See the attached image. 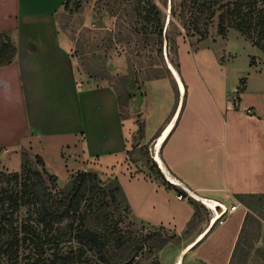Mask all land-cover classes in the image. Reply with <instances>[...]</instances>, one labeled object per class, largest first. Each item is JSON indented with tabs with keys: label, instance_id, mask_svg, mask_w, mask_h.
I'll return each instance as SVG.
<instances>
[{
	"label": "crops",
	"instance_id": "1",
	"mask_svg": "<svg viewBox=\"0 0 264 264\" xmlns=\"http://www.w3.org/2000/svg\"><path fill=\"white\" fill-rule=\"evenodd\" d=\"M64 1L0 0V32L9 33L16 46L14 60L0 66V153L17 155L27 149L56 177L58 168L69 176L94 163L113 172L125 158L127 131L114 91L93 85L77 72L71 45L57 20ZM249 85L247 79L235 110L251 109L245 112L248 125H230L225 132L209 122L204 134L198 122L190 121L191 125L187 116H179L158 154L167 174L158 169L168 187L135 176L144 180L142 194L148 192L149 197L171 189L176 199L183 195L185 199L178 200L188 204L189 197L197 196L228 208L238 206L220 226L209 227L208 222L195 233L191 242L209 227L189 250L199 254L201 264H246L250 257L249 240L242 241L247 219L242 209L248 211L254 202L264 204V91L245 101ZM150 211L148 219L137 221L180 229L193 213L191 208L177 225L174 218L163 221ZM240 241L245 246L240 247Z\"/></svg>",
	"mask_w": 264,
	"mask_h": 264
},
{
	"label": "rangeland",
	"instance_id": "2",
	"mask_svg": "<svg viewBox=\"0 0 264 264\" xmlns=\"http://www.w3.org/2000/svg\"><path fill=\"white\" fill-rule=\"evenodd\" d=\"M73 1L80 4L79 10L73 11L72 2L68 8L62 7L57 20L73 53L77 42L80 43L82 54L75 56L77 72L88 78L93 85H107L116 96L118 93L119 96L126 97L128 94L129 97L127 105L121 110V119L127 131V150L120 168L112 172L103 167L98 169L94 163L95 165L85 167V171L95 172L102 181L117 178L130 207L129 211L122 212L124 219L120 227L124 232L136 237L155 233L166 241L158 249L149 250L145 247L138 256L139 263L149 264L157 258L160 264H174L180 251L191 242L200 227L210 222L214 213L202 201L189 197L195 202L194 206L198 211V216L192 219L189 226L188 222L193 213L182 229L139 222V217L148 219L152 210L161 220L174 218V223L180 225L191 208L194 212V206L189 205L187 200L176 199L177 192H171V189L163 190L162 195L150 197V193L143 192L146 194L143 197V179L135 176L162 182V179L157 177L156 169L150 170L151 164L155 163L153 154L157 138L154 136L162 131L176 108L177 119L179 116H187L184 118L187 122H198L199 130L204 134L209 122L218 125L221 131L225 132L230 125H248L251 120L245 112L250 114L251 109L247 108L245 112L235 110L240 107L247 79L250 85L245 101H252V95L264 91V53L234 29H228L226 37H220L217 34L215 17L205 25L208 30L205 39L201 40L199 35L187 34L181 18L187 13L186 19H189L191 13L198 12L192 5L188 7V12L181 11V0H153L163 12L164 29L170 38L168 42L163 41L161 54L158 53V46L153 44L154 41L145 44L132 36L131 30L135 27L136 20L133 6L137 0ZM205 17L208 19V13H205L202 21ZM102 61H105L103 78H89L87 67L94 69L95 64ZM168 65L178 72L185 87L186 92L181 96ZM152 67L166 75L148 80L146 74ZM24 153L29 156L31 165L41 170L35 155L22 148L17 151V155L15 152L0 153V174L18 172ZM227 155L225 152V156ZM48 165L51 166V163ZM56 171L57 188L64 187L70 176L75 173L68 176L60 168ZM139 193L143 198L141 201L137 195ZM150 201L153 203L152 207L148 206ZM124 205L126 203H121L122 209ZM249 206L248 211L242 209L247 214L242 241L247 238L250 246V257L246 264H264V204L254 202ZM216 211L219 212V208H216ZM26 215V209H22L19 216L24 218ZM225 216H221L214 225L220 226L225 221ZM150 244L156 247L158 242ZM70 245H74V242L65 238L59 246L62 250H67ZM243 245L240 241V247ZM88 257L90 264H100L92 254ZM198 258V253L189 251L182 256V264H201Z\"/></svg>",
	"mask_w": 264,
	"mask_h": 264
},
{
	"label": "trees",
	"instance_id": "3",
	"mask_svg": "<svg viewBox=\"0 0 264 264\" xmlns=\"http://www.w3.org/2000/svg\"><path fill=\"white\" fill-rule=\"evenodd\" d=\"M72 2L73 11H78L80 4L73 0H65L63 7L68 8ZM191 5L198 13H191L189 19L186 13L181 18L187 34L205 39L208 35L205 25L215 17L220 37H226L228 29H234L264 53V0H181L179 3L181 11L186 12ZM133 11L136 20L132 36L145 44L154 41L161 54L163 41L170 40L164 29L162 10L153 0H137ZM205 13L208 19L205 17L202 21ZM76 47L72 51L74 58L82 54L80 43ZM15 55L16 46L10 34L0 32V66L10 64ZM104 63L95 64L94 69L87 67L88 77L103 78ZM160 72L150 68L147 79L166 75ZM127 97L128 94L123 97L117 93L120 116ZM35 160L41 170L34 168L24 153L18 172L0 174V264H90L89 254L100 264H140L138 256L145 247L153 250L166 243L159 234L136 237L120 227L124 219L122 212L129 211L130 207L117 178L102 181L95 172L77 171L64 187L57 188L56 175L45 170L40 156L35 155ZM154 168L157 177L168 187L153 162L150 170ZM189 200L194 206L195 202ZM121 203H126L123 209ZM22 209L27 211L24 218L19 216ZM197 216L194 206L188 226ZM65 238L74 245L62 250L59 245ZM154 241L158 242L156 247L150 244ZM149 264L160 262L155 258Z\"/></svg>",
	"mask_w": 264,
	"mask_h": 264
},
{
	"label": "bare ground",
	"instance_id": "4",
	"mask_svg": "<svg viewBox=\"0 0 264 264\" xmlns=\"http://www.w3.org/2000/svg\"><path fill=\"white\" fill-rule=\"evenodd\" d=\"M168 66L170 67V69H169L170 73H171L172 77L174 78V81L177 84L179 94L183 95L185 93V89H184V85H183V83H182V81L178 75V72H176V70L171 65H168ZM177 113H178V110L173 113L172 118L169 120V122L166 124V126L163 128V130L160 132L159 136L157 137V139L155 141V151L153 154V159H154L155 163L157 164V166L159 167V169H161L165 174H167V173H166V171L163 167L162 161L158 155V150L160 149L163 142L167 138L168 134L170 133V131L174 127L175 119H177L176 117L178 116ZM193 197L195 199L202 201V203L208 209H210L212 212L215 210L214 214L212 216V219L210 221L209 227L213 226L218 219V216H216V215H218V212H216V207L220 206L221 204H219L218 202H215V201H211V200L200 199V198H197V196H193ZM209 227L206 229V231L204 233L199 235V237L196 240H194L191 243H189L188 245H186L184 247V249L180 251L176 260L174 259L175 260L174 264H182V256L185 255L192 247H194L204 237V235L209 230Z\"/></svg>",
	"mask_w": 264,
	"mask_h": 264
},
{
	"label": "built area",
	"instance_id": "5",
	"mask_svg": "<svg viewBox=\"0 0 264 264\" xmlns=\"http://www.w3.org/2000/svg\"><path fill=\"white\" fill-rule=\"evenodd\" d=\"M178 199H185V197L182 196V195H178ZM237 207H238L237 205H233V206H231L229 208H226L224 205H222V206L220 205V206L216 207V208H219L218 215H216V216H218V219L217 220H219L221 216H224V215H227L229 213L234 212L237 209ZM214 211H213V213H214ZM211 219H210V221H211Z\"/></svg>",
	"mask_w": 264,
	"mask_h": 264
},
{
	"label": "water",
	"instance_id": "6",
	"mask_svg": "<svg viewBox=\"0 0 264 264\" xmlns=\"http://www.w3.org/2000/svg\"><path fill=\"white\" fill-rule=\"evenodd\" d=\"M169 69H170V67H169Z\"/></svg>",
	"mask_w": 264,
	"mask_h": 264
}]
</instances>
